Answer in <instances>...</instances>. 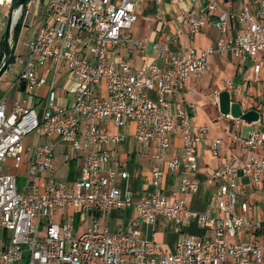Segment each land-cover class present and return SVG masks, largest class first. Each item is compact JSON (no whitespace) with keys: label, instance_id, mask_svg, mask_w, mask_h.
<instances>
[{"label":"built area","instance_id":"1","mask_svg":"<svg viewBox=\"0 0 264 264\" xmlns=\"http://www.w3.org/2000/svg\"><path fill=\"white\" fill-rule=\"evenodd\" d=\"M189 1L192 6L180 9L175 18L168 19L165 10L158 9L155 20L163 30L177 21L193 37L214 16L222 38L216 46L192 48L182 57L170 48L177 35L171 42L149 44L127 32L144 0H48L42 24L28 46L29 58L16 78L19 86L25 82L24 92L32 97L46 87L45 106L39 113L16 103L10 111L6 95L0 99V264H264V220L250 216L247 202L240 203L242 214L236 213L239 196L244 194L239 190V173L260 181L264 158L233 156L204 180L193 179L191 173L198 169L197 143L207 127L194 130L191 125L194 103L172 101L188 79L206 73L211 54L232 52L247 60L264 51V0H241L234 10L218 9V0H203L204 6L197 8L195 4L202 0ZM12 2L0 0V14ZM120 44L138 49L137 67L113 55ZM148 48L152 56L146 53ZM47 64L52 65L49 78L38 74V68ZM59 75L64 77L62 89L71 96L70 106L58 103ZM224 116L234 121L230 129L234 142L248 151H264V131L242 133L241 119ZM175 132H180L182 147L167 158ZM30 134L36 140L25 147ZM130 134L139 145L151 142L154 147L152 190L137 199L116 184L118 176L125 179L128 173L111 166L107 148L125 142ZM53 137L79 154L72 180L55 175L54 144L43 140ZM221 145L216 138L213 150ZM24 156L25 183L19 187V177L9 171L7 162L12 160L19 169ZM166 170L178 176L170 198L162 191ZM221 179L224 184L211 194L218 205L215 214L192 210L180 198L196 192L201 183L213 185ZM260 200L264 204V193ZM125 208L137 217L113 231L100 227L92 217L95 211L107 215ZM60 210L65 216L55 222ZM76 215L90 220L79 232ZM43 218L46 226L41 235ZM159 218L177 224L194 220L208 233L182 239L173 252L165 253L156 242L142 238L138 229L140 219L155 223ZM250 225L262 232L260 239L229 240Z\"/></svg>","mask_w":264,"mask_h":264},{"label":"crops","instance_id":"2","mask_svg":"<svg viewBox=\"0 0 264 264\" xmlns=\"http://www.w3.org/2000/svg\"><path fill=\"white\" fill-rule=\"evenodd\" d=\"M240 1L218 0V9H237ZM47 2L48 0H28L26 10L24 13L22 11L21 14L22 25H29L32 21L41 26ZM203 3V0L197 2L195 8L202 7ZM191 6L192 3L189 0H185L181 4H177L176 0H162L160 4L156 0H144L143 6L138 9L137 20L135 22L137 23L141 18L144 28L142 30L139 28L137 34L132 31L130 33L135 39H146L149 44L152 42H171L173 36L177 35V41L171 44L170 48L182 57H185L192 48L200 51L210 46H216L220 38H222V35L214 26V16L210 18L205 28L193 37L190 36L187 28L184 25H180L177 21L171 23L167 29L163 30L160 23L155 20L158 9H164L166 17L171 19L178 15L180 9H188ZM9 10L10 8L5 7L1 13L3 14L0 17V28L3 29L2 33H4L6 27ZM233 35L234 31L226 35V38L229 39ZM15 44H17V41ZM130 47L132 46L120 44L113 55L124 60H129L133 67H137L140 64L138 49L133 46L132 51H129ZM146 53L150 56L153 55L151 48H148ZM161 64L164 65L163 62ZM256 67L259 68L258 71L255 70ZM51 68V64L38 68V74L48 77ZM17 75V71L15 72L14 70L12 77L17 83L13 85L15 91L10 95L8 91L4 92L0 87V99L6 95L5 103L7 109L10 111L13 110L16 103H20L23 106L35 108L39 113L42 112L45 106L46 87L41 88L36 97H32L30 94H26L24 90H20V86L16 80ZM61 76L63 77V75H60L58 78H61ZM58 84L56 85V89H62V83ZM222 90H229L232 101L239 102L244 111L256 109L260 112V119L257 122L250 123L241 120L240 127L242 133L246 129H259L264 131V51L249 57L247 60L232 52L222 54L216 52L211 54L208 58L206 73L199 78L188 79L184 88L172 98L173 102L189 101L195 104V111L189 117V121L194 130H198L202 126L207 127V131L197 143L198 169L191 173L193 179L204 180L223 163L232 159L233 156H241L244 159L252 156L264 158V151H248L239 142H234L231 139L230 129L234 121L226 118L219 112L218 104L215 100V95ZM150 95L152 97L156 96L154 92H151ZM57 99L58 103L62 106H70L72 104L71 96L66 94L65 91ZM107 127L111 131L116 130L111 125ZM216 138L222 140V145L218 150L214 151L212 145ZM43 140L44 142L54 144L55 149L56 146H61L58 153L62 159L56 163L58 157L56 158V155H54L53 160L56 177L72 180L69 178L70 164L73 160L77 162L78 152H70L71 148L66 144L48 141V138ZM171 140L172 143L167 152V158L178 154L182 147L180 132L173 133ZM107 148L111 155V166L117 169L120 168L128 173L125 179L120 176L116 178V184L121 188L122 192H128L134 199H137L152 190L151 169L153 166L152 153L154 147L151 142L139 145L135 142L132 134H130L125 142L121 144H109ZM58 164L63 166H59ZM64 167L67 168V174L65 178H62L59 171ZM177 181V174H171L166 170L162 191L167 197H171ZM223 184L222 179L213 185L201 183L196 192L183 193L180 195V198L192 210L215 214L218 211V205L211 200V194L220 190ZM239 184V190H243L244 194L239 196L236 213L242 214L240 203L247 202L250 205V216L264 220V204L260 200V193H264V178L258 182H254L242 173H239ZM64 216V210H60V218L62 219ZM92 217L96 219L100 227H107L113 231L125 227L137 216L131 208H125L113 209L107 215L95 211ZM89 221L88 218L82 221L76 215V230L79 232L85 229ZM138 229L142 238L156 242L165 253L173 252L177 243L182 239L202 237L208 233V229L205 226L190 219L180 224L161 218L155 223L140 219ZM261 235V231H258L253 225H250L246 229L238 232L237 235L229 238V240L231 242L258 240ZM228 264L232 263L228 262Z\"/></svg>","mask_w":264,"mask_h":264},{"label":"rangeland","instance_id":"3","mask_svg":"<svg viewBox=\"0 0 264 264\" xmlns=\"http://www.w3.org/2000/svg\"><path fill=\"white\" fill-rule=\"evenodd\" d=\"M9 14H10V10H9L7 15H9ZM2 15L3 14H0V17ZM18 16H19V14L17 15V18H18ZM39 26H40V24L38 25V23L32 22V21L29 25H22L21 30H20L21 33H19L20 35H19V38L17 40V44H15V47H14V42L12 39L13 31H11V46L14 47V59L10 62L6 71L0 77V87L3 89L4 92L8 91V93H10V95H11V93H13L15 91V87L13 85L17 84L15 82V79L12 77V74H13L14 70H15V72L17 71V74H19V72L23 69L25 63L27 62V60L29 58V53H30L28 46H29V43L34 39V36L36 35ZM137 28H138V30H137ZM139 28H140V30H142L144 28L141 18L137 23L133 24V26L129 30H127V32L132 31L135 34H137V32L139 31ZM2 32H3V29L0 28V39H1V34H3ZM62 82H63L62 76H61V78H57V83L60 84ZM62 94H64L63 89H56L57 98H59V96ZM233 98H234V96H233ZM247 130L248 129L244 130V133H246ZM34 140H36L35 135L30 134L27 137V139L25 140V147H32ZM48 141H56L57 142V139L56 138H48ZM57 143H59V142H57ZM60 149H61L60 145L56 146L55 155H56V158L58 157L56 159V163H58L59 160L62 159L58 153V151ZM73 151L74 150L71 148L70 152H73ZM26 157L27 156H24V159H23L24 162L22 163V165L19 169L14 168V164H13L12 160H8V162H7V166L10 167L9 171L17 174L19 177V182H18L19 187H22L25 183L24 171H25V168L27 166L25 163ZM58 165L63 166L61 164H58ZM59 172H60V175L62 176V178H65L66 174H67V168L64 167ZM53 220L55 222H59L61 220L60 211L57 212V214L54 216ZM45 226H46V218H43L42 224L40 226V234L41 235H43V233H44Z\"/></svg>","mask_w":264,"mask_h":264},{"label":"water","instance_id":"4","mask_svg":"<svg viewBox=\"0 0 264 264\" xmlns=\"http://www.w3.org/2000/svg\"><path fill=\"white\" fill-rule=\"evenodd\" d=\"M26 0H13L10 6V14L8 15L6 27L4 30L3 41V61L0 66V77L6 71L9 66L14 51L11 46V31L21 17V11ZM19 14L18 18L16 14ZM25 88V82L20 83V90ZM217 104L219 112L222 115H231L234 118H239L245 122H257L260 119V112L256 109H249L244 111L242 105L239 102L232 101V96L229 90H222L217 95Z\"/></svg>","mask_w":264,"mask_h":264},{"label":"trees","instance_id":"5","mask_svg":"<svg viewBox=\"0 0 264 264\" xmlns=\"http://www.w3.org/2000/svg\"><path fill=\"white\" fill-rule=\"evenodd\" d=\"M27 2H28V0H26L24 5H23V8H22L23 13L26 10ZM21 27H22V16L18 19L17 23L15 24V26L13 27V30H12L13 31L12 39H13L14 44L16 43V41L18 39ZM3 35H4V33H3ZM3 35H2V38L0 40V66H1L2 61H3V48H4ZM12 50L14 51V47L12 48ZM13 59H14V55L12 56L11 61ZM75 174H76V161L73 160V161H71V164H70L69 178L73 179L75 177Z\"/></svg>","mask_w":264,"mask_h":264},{"label":"bare ground","instance_id":"6","mask_svg":"<svg viewBox=\"0 0 264 264\" xmlns=\"http://www.w3.org/2000/svg\"><path fill=\"white\" fill-rule=\"evenodd\" d=\"M18 15V13L16 14V16Z\"/></svg>","mask_w":264,"mask_h":264}]
</instances>
